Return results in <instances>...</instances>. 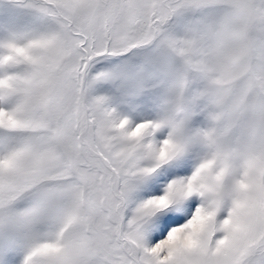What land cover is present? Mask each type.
Wrapping results in <instances>:
<instances>
[{"label":"snow or ice","instance_id":"obj_1","mask_svg":"<svg viewBox=\"0 0 264 264\" xmlns=\"http://www.w3.org/2000/svg\"><path fill=\"white\" fill-rule=\"evenodd\" d=\"M0 264H264V0H2Z\"/></svg>","mask_w":264,"mask_h":264},{"label":"rangeland","instance_id":"obj_2","mask_svg":"<svg viewBox=\"0 0 264 264\" xmlns=\"http://www.w3.org/2000/svg\"><path fill=\"white\" fill-rule=\"evenodd\" d=\"M2 2V0H0ZM188 27V23L183 18L174 19L169 25L171 32L182 35ZM166 61H171L177 68L183 67L182 59L178 53H167L163 58H158L156 62L158 64L164 63ZM160 77L165 79L175 90L178 95H182L185 99H190L195 96L198 90L202 89L204 84L202 79L197 74H189L187 80L184 79L182 72H168L165 69H162ZM239 87V82L236 85ZM252 100L251 97L244 99L243 97L229 96L225 100V106L230 107L236 104H239L241 109L249 108L251 106ZM144 126L138 125L134 130V135H140L143 131ZM186 237L183 235H176L173 237V242H185Z\"/></svg>","mask_w":264,"mask_h":264}]
</instances>
